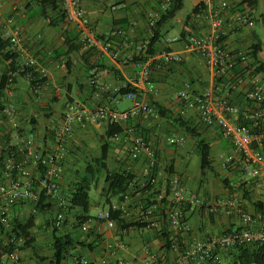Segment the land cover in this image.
Returning <instances> with one entry per match:
<instances>
[{
    "label": "crops",
    "instance_id": "0c3cea01",
    "mask_svg": "<svg viewBox=\"0 0 264 264\" xmlns=\"http://www.w3.org/2000/svg\"><path fill=\"white\" fill-rule=\"evenodd\" d=\"M242 0L235 2L233 6ZM161 0H85L83 10L89 17L95 35L107 38L114 29H123L127 33L126 44L120 38L111 41L120 54L116 60L108 56L109 50L93 48L86 49L80 42V29L77 25L60 20L59 15L46 6L43 10L28 0H3L0 5V28L6 18L12 17L14 25L19 30L22 43L28 52L35 57L38 67L36 73L44 81L37 92H32L30 79L17 78L13 86V96L5 100L17 110V120L14 127L5 125L0 129V150L13 145L23 137L31 136L42 153L54 148V134L66 103L77 101L88 110L97 107H107L113 111H124L130 108L131 102L117 94L118 89L127 84L136 91V97L146 102L151 108L150 113H143L125 123L118 124L122 133L108 139L109 147L106 156L108 169L115 172L126 171L135 177L133 196L130 197L131 211L140 202H144L146 193L140 191V185L145 180L144 168L146 159L143 156L131 159L128 156V146L134 138L141 137L155 151L156 177L155 192L158 197L167 189L166 182L170 177L178 178L188 192H195L199 197H234L239 201L243 212L254 215L259 212L254 203L264 205V144L261 146L262 164L260 175L249 179L243 175L237 164H225L224 157L231 151L230 141L222 136L216 125H204L195 109L185 107L176 97L178 91L186 89L190 94H200L213 88L216 78L196 52H187L182 48V40L165 42V39L178 37L185 16L193 7L205 4V0H189L190 9L179 23L169 21L161 30L160 41L155 43V53L149 57L148 82L153 90L146 91L147 84L139 77L140 69L132 63L133 47L148 37L147 14L159 11ZM183 0V7H184ZM224 2V1H222ZM220 3V2H219ZM260 3V0L258 4ZM214 6L217 2H213ZM250 11L254 26H243L235 32H228L222 39L227 49H251L258 46L257 59L264 66V16L257 12V6ZM233 6H231L233 8ZM229 7L225 12L228 24L229 15L237 10ZM183 9V8H182ZM202 11V10H201ZM243 11V10H242ZM193 26L199 32L208 29V15L202 19H193ZM122 27V28H121ZM171 35V36H168ZM172 52L179 54V64H160L158 54ZM3 64L0 62V73ZM66 70V72H64ZM220 96L228 97L233 104L243 105L242 91H232L227 94L221 88ZM127 101V106L118 109L116 104ZM152 103L158 107L156 109ZM106 121L82 118L73 124L72 133L64 143L63 174L60 180V195L66 200L76 173L82 174L84 167L98 157L102 136L105 135ZM186 127L190 128L187 130ZM184 137V142L178 146L169 145L168 137ZM199 140L210 145L211 166L201 176L200 161L196 151ZM32 178H36V166L19 157ZM79 167V168H78ZM20 182V179H17ZM139 191V192H137ZM100 197L93 200L91 206L97 211L90 214L88 230L83 232L75 225V216L65 207V224L58 229L60 234H68L73 240L82 243L75 245L66 254L61 264H73L77 257L84 258L92 264H126L138 263L144 257V250L150 252L164 251L163 241L154 231L144 229H128L119 231L116 227L106 228L96 220V215L107 209L99 205ZM146 202V201H145ZM115 201H111V204ZM101 208V210H98ZM31 209V203L20 202L10 207L7 220L13 218L23 220ZM185 221L190 228L184 236L185 247L204 243L210 238L232 232L241 227L253 230L264 228V220L250 225H244L237 215L230 217L222 213L209 215L200 203L185 208ZM52 211L35 214L34 225L30 229L33 239L30 248L19 251L17 264H47L41 257H49L52 237ZM261 212H264L261 211ZM155 214L158 223L163 225V217ZM125 223L134 222V213L126 216ZM141 230L144 232L142 233ZM139 234V235H137ZM139 236L141 238H139ZM2 237L0 233V238ZM126 243V251H118L111 256L107 246L114 241ZM21 244V243H20ZM88 245L92 247L88 248ZM94 245V247H93ZM174 254L166 252L170 262ZM224 255H222V259ZM224 260V259H223ZM222 262V261H221ZM191 264H199L194 257Z\"/></svg>",
    "mask_w": 264,
    "mask_h": 264
},
{
    "label": "built area",
    "instance_id": "2783aa9c",
    "mask_svg": "<svg viewBox=\"0 0 264 264\" xmlns=\"http://www.w3.org/2000/svg\"><path fill=\"white\" fill-rule=\"evenodd\" d=\"M85 0H57V5L67 22L77 25L80 29V42L86 49L100 48L109 50L108 56L116 60L120 54L117 47L111 42L98 38L92 30L89 17L82 7ZM174 0H161L159 11H150L147 14V27L149 35L141 42L134 45L135 55L145 53L152 36V29L159 18V13L164 12ZM224 1V2H222ZM239 0H205L202 11L193 15V19H202L208 15V29L199 32L190 26L185 39L182 40V48L187 52H196L200 55L205 65L211 70L212 77L225 76L233 71L234 66L240 63L243 72L231 75L230 87L233 91H242L243 105L230 103L226 96L217 95L215 89L210 88L200 94H190L186 89L177 92L176 97L183 102L185 107L195 109L200 121L206 126L216 125L220 128L222 136L230 141L231 151L224 157L225 164H237L243 175L254 179L260 175L262 156L260 148L264 144V75L254 73L255 66L251 65V49H227L222 39L228 32H235L243 26L252 28L254 21L247 10L231 13L227 24L225 12L229 7ZM3 0H0V5ZM213 2H217L214 6ZM220 2V3H219ZM232 8V7H231ZM192 19V20H193ZM109 36L121 37L126 44L127 33L123 29H114ZM0 39L8 42L6 52L16 56L17 69L10 71L7 76V83L3 90V97L0 101L10 100L13 96V79L20 78V74L31 70L37 71V61L22 43L19 30L14 25L12 17H8L0 28ZM179 37L165 39V42H175ZM159 64H179V54L162 52L158 54ZM140 69L139 77L147 84L146 91L153 90L152 84L148 82V62H136L134 64ZM29 76V75H28ZM43 78L42 76L39 77ZM125 84L123 87H127ZM41 85H32V92H37ZM120 89V88H119ZM118 89V90H119ZM123 97L131 102L129 109L124 111H113L107 107H97L88 110L77 101L66 103L61 113V118L54 134V148L50 152L38 150L35 140L31 136L23 137L9 146L10 154L3 161V176L5 182H0V222L7 229L9 227L7 214L9 208L20 202L36 203L37 190L44 193L48 201L55 208L52 225L59 229L64 222V211L66 200L60 195V180L63 174L62 163L64 159V143L72 133L73 124L82 118L109 123L121 124L138 117L143 113H150L149 105L136 97L133 91H128ZM17 110L10 104L4 105L0 111V129L5 126L16 125ZM115 137V136H114ZM167 143L172 146L183 144L184 137H168ZM14 149V152L11 151ZM128 156L137 159L143 156L146 159L144 174L149 185L155 186L156 177L149 173L156 167V155L154 149L141 137L134 138L128 146ZM24 157L36 166L37 176L32 178L29 171L19 160ZM20 179V182L16 180ZM145 180V181H146ZM146 186V182L140 188ZM167 189L162 195L150 199L154 201L145 208V201L138 203L131 211L129 206L132 194L124 196L120 203H113L111 209L120 213L122 218L134 213V222L144 225L146 231H160L164 226L168 235L169 249L166 252L174 254L170 262L166 259V252H150L144 250V257L138 263L126 264H191L194 257H197L199 264H206L209 261L214 264L221 263L220 253L240 245H263L264 228L253 230L248 227H241L238 230L224 233L218 237L210 238L204 243H198L185 247L184 236L190 228L185 221V207L200 203L209 215L222 213L226 217L237 215L244 225H250L257 221L264 220V212H257L254 215L243 212L240 209L239 201L234 197H199L195 192H188L181 181L176 177H170L166 182ZM140 189V190H141ZM165 201L163 225L158 223L155 214L159 212L158 202ZM158 214V215H159ZM98 221L103 222L107 228L112 229L115 222L110 219L109 211L106 209L96 215ZM89 220L80 223L81 231L88 230ZM12 250L0 257V264H17L19 261V245L21 241L9 239ZM127 245L121 240L114 241L107 246L111 256H116L118 251H126ZM73 264H92L84 258L77 257Z\"/></svg>",
    "mask_w": 264,
    "mask_h": 264
},
{
    "label": "trees",
    "instance_id": "16d2710c",
    "mask_svg": "<svg viewBox=\"0 0 264 264\" xmlns=\"http://www.w3.org/2000/svg\"><path fill=\"white\" fill-rule=\"evenodd\" d=\"M37 4L42 10L49 6L51 10L56 12L61 21L67 22L66 18L63 17L59 7L57 5V0H28ZM259 0H242L240 3H237L233 6V10L242 11L246 8H249L252 11ZM183 8V0H174L168 6V8L159 13V18L156 21L153 29L152 36L149 38V43L145 53L140 55L133 54L132 63L143 62L145 63L149 57H152L155 53V43L160 41L161 30L162 28L180 12ZM204 6L201 4L199 6L193 7L190 12L185 16L182 24V28L179 33V39H185L186 33L190 30V26L193 27V15L200 12ZM249 11V12H250ZM234 12V11H233ZM232 12V13H233ZM122 28V27H121ZM100 39L111 42L115 41V38L108 36L107 38L99 37ZM122 38H120L121 40ZM123 40V39H122ZM121 40V42H122ZM8 42L4 39H0V62L3 64V70L0 73V98L3 97V90L5 89L8 76L7 74L10 71H15L17 69L16 56L6 52ZM259 49L258 46L251 47V65L255 66L254 73H262L264 75V66L257 59V53ZM160 65V64H158ZM243 67L240 63H237L234 66L232 72L227 73L225 76L217 77L213 89L217 92V95L222 93L221 88L226 90L227 94L233 90L230 87L231 75L240 74L243 72ZM66 72V70H64ZM29 75V76H28ZM21 78L26 77L30 79L31 84H38L44 81V78L39 79V75L36 72L27 70L19 75ZM16 82V78L13 79V83ZM128 91H133L136 94V91L133 87L127 86L122 87L118 90L119 95L123 96ZM227 96V95H225ZM228 99V97H227ZM229 101V100H228ZM232 103L231 101H229ZM152 106L158 109L154 103ZM4 107V102L0 101V111ZM187 130L190 128L186 127ZM122 133V129L118 124L111 123L107 126L105 135L101 137L102 144L100 146V152L98 157L93 158L91 163H88L82 174H75V177L79 178V181L73 182L72 190L69 191V194L66 197V208L68 211L74 214L75 216V225L79 227L80 223L91 219L89 215V210L91 208V201L89 192L92 189L93 192L103 199L104 204L107 206L109 211L110 219L113 220L116 224V227L121 232L123 230L134 229L140 230L144 228L143 224L132 222L125 223L124 219L121 217L120 213L111 209V201L114 200L116 203H120L124 200V196L127 194H132L136 182L133 174L126 171L115 172L108 169L106 164V156L109 147L108 139L113 138L115 135ZM14 152V149H11ZM196 151L200 161V173L203 176L211 166L210 162V145L203 140H199L196 144ZM10 154L9 146L5 149L0 150V182L4 183L5 178L3 176V161ZM156 170L153 169L149 176H152ZM147 178V176H145ZM146 186L142 187L140 191L146 193V196L143 201H146L145 208L154 203V201H149L150 199L156 198L158 194L155 192V187L148 184L146 180ZM34 191L38 195L36 203H31V209L29 215L23 220L15 219L8 221L9 227L6 229L0 222V233L2 237L0 238V257L6 255L12 250V244L9 242V239L12 238L16 241H21L19 245V250L30 248L33 242V239L30 237V229L34 225L35 214L52 211L53 205L48 201L47 197L43 192L37 190L36 184L33 185ZM139 192V191H137ZM14 204L12 207L16 206ZM165 201L161 199L158 202V208L161 216H164L165 211ZM254 207L257 211H263L264 205L260 203H254ZM186 208V207H185ZM186 210V209H185ZM97 220V219H96ZM98 221V220H97ZM101 222V221H99ZM65 221L63 222V225ZM102 232H105L106 225L102 222ZM52 225V222H51ZM158 234V237L163 241V248L167 251L169 249V240L168 235L163 226L160 231H154ZM75 245H82V243L75 241L68 234H60L58 229L54 228L52 225V237L50 250L51 254L49 257H41V261H46L47 264H61L65 259L66 254L71 250ZM91 248L92 245H88V248ZM94 247V245H93ZM224 254L225 264H264V244L263 245H240L235 246L227 251L222 252ZM206 264H214L209 261H206Z\"/></svg>",
    "mask_w": 264,
    "mask_h": 264
},
{
    "label": "rangeland",
    "instance_id": "374dc122",
    "mask_svg": "<svg viewBox=\"0 0 264 264\" xmlns=\"http://www.w3.org/2000/svg\"><path fill=\"white\" fill-rule=\"evenodd\" d=\"M190 6H191V5H190L189 0H185L183 9H182L180 12L177 13V15L174 17V19H172V22H174V23H175V22H176V23H179L178 21H179V20H182V19L184 18V16L189 12ZM256 9H257V12H258V13H262L263 16H264V0H260V3L258 4V6H257ZM168 36H171V35H168ZM169 39H170V37H169ZM125 106H127V101H123V102H120L119 104H116V107H117L118 109L124 108ZM78 168H79V167H78ZM72 176H73V178H76L75 175H72ZM89 196H90V201H91V203L93 202V200H96V199L99 198V196H97V195L93 192L92 189H91L90 192H89ZM113 201H114V200H113ZM99 205H101L102 208H105V207H104L105 204H104L102 198H100ZM98 210H101V208H99ZM96 212H97V211L91 206V208H90V210H89V213H90V214H96ZM141 232L143 233L144 231L141 230ZM137 235H139V234H137ZM139 238H141V237L139 236ZM222 255H224V254H223V253H220L221 261H222L220 264H225V260H223L224 258L222 259Z\"/></svg>",
    "mask_w": 264,
    "mask_h": 264
}]
</instances>
